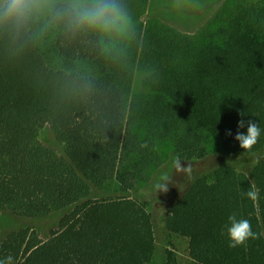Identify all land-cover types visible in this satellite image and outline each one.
I'll return each mask as SVG.
<instances>
[{
	"label": "trees",
	"instance_id": "1",
	"mask_svg": "<svg viewBox=\"0 0 264 264\" xmlns=\"http://www.w3.org/2000/svg\"><path fill=\"white\" fill-rule=\"evenodd\" d=\"M162 1L112 0L124 16L109 30L74 21L95 0H37L24 25L0 21V259L149 264L140 187L172 155L195 179L162 201L163 227L195 264H264V0ZM241 119L261 128L250 151ZM232 213L256 239L229 247Z\"/></svg>",
	"mask_w": 264,
	"mask_h": 264
},
{
	"label": "clouds",
	"instance_id": "2",
	"mask_svg": "<svg viewBox=\"0 0 264 264\" xmlns=\"http://www.w3.org/2000/svg\"><path fill=\"white\" fill-rule=\"evenodd\" d=\"M38 8L37 0H3L0 4V21L15 24L17 27L24 25ZM74 21L76 24L88 25L90 27H98L104 30L118 28L121 19L124 16L122 9L112 2V0H95L91 5L73 6L72 9ZM241 117L244 113H240ZM247 123V132L242 133L237 131L235 139L239 141L241 148L251 150L257 144L261 135V128L257 121L241 119L238 121V129L244 128ZM232 135L231 131L227 132ZM260 157H255L254 164L259 163ZM175 156L172 159V167L175 172L183 173L189 180H194V167L192 162L185 161ZM184 161V160H183ZM173 185V176L167 172L162 173L157 182L154 184V189L157 193H167L169 186ZM249 199L255 201L258 199V191L253 187L244 193ZM229 224L226 225L227 234L229 237V247H237L246 243L248 239H256L257 233L252 230L251 222L245 218H237L236 213L228 216ZM0 264H14L12 256H7L0 259Z\"/></svg>",
	"mask_w": 264,
	"mask_h": 264
},
{
	"label": "rangeland",
	"instance_id": "3",
	"mask_svg": "<svg viewBox=\"0 0 264 264\" xmlns=\"http://www.w3.org/2000/svg\"><path fill=\"white\" fill-rule=\"evenodd\" d=\"M151 6L154 4H163L162 0H150ZM3 0H0V4ZM150 7V6H149ZM187 25V24H186ZM198 27L188 28L184 25L183 30L187 32L194 33ZM145 73L142 71H137L135 74L134 88L143 89V80L145 78ZM48 133V129L44 128L42 130L41 138L45 139ZM172 155L168 157L166 162L163 164L162 169H158L156 172L152 173L150 181L144 186L140 187V193L142 194L141 199L150 202L149 209L152 211L156 225H155V235H156V249L149 262V264H195L193 258L189 254L188 239L184 236L173 234L169 232L162 225L163 216L165 214V206L162 201L172 198L173 193H178L183 188L184 174L175 172L174 168L170 167V161ZM169 172L173 176V185L169 186V191L167 193H157L154 189V184L157 182L159 176L164 173ZM7 221V215L1 213L0 215V225Z\"/></svg>",
	"mask_w": 264,
	"mask_h": 264
}]
</instances>
